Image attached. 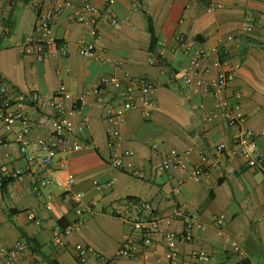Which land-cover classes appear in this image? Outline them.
I'll list each match as a JSON object with an SVG mask.
<instances>
[{"label":"crops","instance_id":"obj_1","mask_svg":"<svg viewBox=\"0 0 264 264\" xmlns=\"http://www.w3.org/2000/svg\"><path fill=\"white\" fill-rule=\"evenodd\" d=\"M208 2L116 0L105 7L100 0H93L100 10L97 28L101 38L96 45L109 59L98 62L79 54L80 40L94 41L86 20L95 16L84 11V0H0V80L6 97L21 104L31 120L27 141L35 155L29 160L16 142L22 125L8 131L0 120V144H4L0 181H9L7 191H0V247L25 242L28 253L43 264H81L78 245L94 250L86 264H168L164 243L145 247L134 230V222L143 215L140 204L145 202L154 216L162 219L170 217L176 207L199 216L193 240L179 244V264H239L242 261L235 247L245 252L250 264H264V168H250L242 157L229 151L215 154L216 146H231L235 131L223 117L206 122L205 113L214 111L212 93L192 96L182 83L196 49L227 51L228 69L236 74L228 98L232 105L240 106L264 156V0H220L222 8ZM40 8L61 11L53 31L65 48V54L44 62L21 53L25 39L34 34ZM110 18L118 23L112 24ZM149 19L158 39L154 52L150 49ZM181 35L185 43L179 40ZM115 62H121L123 70L117 69ZM204 66L211 69L209 77L216 75L211 62ZM124 72L147 77L155 85L157 107L150 118H144L140 109L124 111ZM112 77L121 79V86L106 87L102 102L88 97L73 118L76 138L91 143L92 148L61 153L53 166L45 168L37 140L52 139L55 112L44 100L30 105L29 97L38 93L52 98L64 86L70 105L84 91L100 87L103 78ZM199 104H204V111ZM112 111L122 121L120 152H134L125 158L121 170L109 163L106 116ZM84 118L87 123L83 126ZM172 148L182 152L192 149L191 166L200 163L201 153L212 157L204 164L202 179L185 182L179 194L175 190L185 172L159 170L160 151ZM62 162H68V170L61 167ZM15 169L26 171L22 181L10 178ZM133 170L142 171L145 179L133 176ZM69 174L75 182L67 187ZM44 179L50 184L41 188L39 198L35 188ZM68 191L83 196L80 207L66 199ZM32 213L34 219L29 217ZM221 216L224 221L218 224L216 219ZM82 218L86 223L79 231L65 234ZM163 227L167 228L165 223ZM173 228L182 231L183 222H175ZM57 238L65 245H57ZM128 239L134 240L136 254L119 257ZM200 254L207 255L208 261L200 260L196 256ZM22 264L30 262L26 259Z\"/></svg>","mask_w":264,"mask_h":264},{"label":"built area","instance_id":"obj_2","mask_svg":"<svg viewBox=\"0 0 264 264\" xmlns=\"http://www.w3.org/2000/svg\"><path fill=\"white\" fill-rule=\"evenodd\" d=\"M61 1V0H59ZM105 7L112 6L116 0H100ZM211 7L222 8L223 4L220 0H209ZM66 5H70L66 2ZM83 9L86 12L94 14L95 17L87 19L86 22L91 25V36L94 39L92 42L80 40L78 42L79 54L84 58L95 59L98 62H107L109 59L106 54L100 51L96 45L101 36L97 28L98 17L100 10L94 5L93 0H84ZM59 9L46 10L40 8L38 10L37 24L34 34L25 39L21 47V53L25 56L33 57L37 61H47L55 58L60 54H65V48L59 44L56 38L53 27L56 17L60 14ZM82 20V18H80ZM112 24L116 25L118 21L110 18ZM250 31L251 28L248 27ZM181 43H185V36L179 37ZM228 40H233V37H228ZM186 45V44H185ZM204 62H211L217 70L213 77H209L211 69L204 66ZM115 67L123 70L124 66L121 62H115ZM229 62L227 61V51L214 47L212 49L199 48L193 52L189 62L187 72L183 77V88L192 96L198 95L202 91H209L214 97V111L205 113L204 120L212 122L214 119L223 117L227 125L235 131L231 146L218 145L214 148L215 154L221 155L229 151L233 156L242 157L250 168H264V156L259 150L257 144L256 133L246 126L245 117L240 110L239 105H232L228 98L229 86L236 78L233 70L228 69ZM123 81L126 82L125 89L122 91V97L126 98L124 102V111L140 109L144 118H150L152 112L157 107L155 99V85L147 77H136L128 72H124ZM122 80L117 77L103 78L100 87L86 90L76 101L70 105L67 103L66 88L61 86L54 97L44 98L38 93H33L29 97L30 105L41 102L42 100L54 110L55 117L52 122V139L45 140L39 138L37 145L43 156L40 161L45 168H50L55 164L56 157L61 153L78 152L83 149L92 148L89 142L83 143L76 138V128L73 121L79 115L82 107L86 104L87 98L95 96L98 101H103V92L108 86L119 88ZM199 109L204 111V104H199ZM0 120L6 130L11 131L16 125L21 124L23 129L17 135L16 142L20 145V150L26 154L29 160H34L35 155L30 152V146L27 137L31 133V120L22 109V105H15L6 97L5 84L0 80ZM87 119L84 118L82 125H86ZM106 135L108 147L110 150L109 163L115 170H121L125 167V158L132 157L134 152L127 151L124 154L120 152V144L122 139L121 118L117 112H111L106 116ZM264 136V130L261 133ZM4 144H0V167L2 166L1 149ZM155 150L159 149L157 144L153 145ZM193 150L179 151L177 149H166L160 151L159 170L161 172H170L177 168L185 172V178L179 183L175 194L180 193V188L185 182H199L206 174L204 164L208 163L211 155L209 153L200 154V163L191 166ZM61 167L65 170L69 169L68 162H62ZM26 175L24 169H15L12 171L10 178L22 181ZM132 175L138 179H145V174L142 171L133 170ZM75 182L72 174H69L66 181V186H71ZM50 184L47 179L37 183L35 188L39 198L42 197L41 188ZM108 186H111L110 184ZM3 183L0 181V191H2ZM66 199L75 206L80 207L83 203L81 194L68 191ZM50 209V206H47ZM142 217L138 218L133 224L134 230L139 234L140 240L145 247H152L158 242H162L166 248V262L168 264H179L180 252L179 244L182 242L189 243L193 240V230L199 222V216L191 213L184 208L176 207L172 215L168 218L155 217L150 204L141 203ZM30 219H34V214L29 215ZM183 222V230L177 231L173 228L175 222ZM218 224H222L224 216L216 219ZM86 219L82 218L73 226L69 227L65 234L71 231H79ZM163 223L167 228L164 229ZM57 245H65V241L61 238L55 239ZM77 259L81 264H86L87 256L94 253L93 248L84 245H78ZM28 246L25 242H17L11 248L0 247V264H22L24 260H29L30 264H43L35 256L28 253ZM235 253L240 257L241 261H247L249 258L239 247H235ZM136 254V244L134 240H126L118 253L119 257L132 258ZM202 261H208V256L205 254L196 255Z\"/></svg>","mask_w":264,"mask_h":264},{"label":"trees","instance_id":"obj_3","mask_svg":"<svg viewBox=\"0 0 264 264\" xmlns=\"http://www.w3.org/2000/svg\"><path fill=\"white\" fill-rule=\"evenodd\" d=\"M148 30H149L150 37H151V48L150 49H151V52H154L158 44V39L156 37V31H155L154 25L150 19L148 20ZM2 183H3L2 193H5L7 191L9 181H7L6 179H2ZM132 201L137 202V200H132ZM52 264H58V263L53 262ZM239 264H250V263L247 260V261H242Z\"/></svg>","mask_w":264,"mask_h":264}]
</instances>
